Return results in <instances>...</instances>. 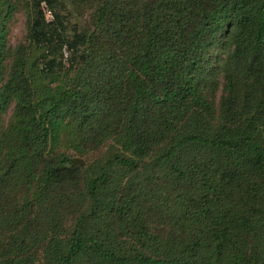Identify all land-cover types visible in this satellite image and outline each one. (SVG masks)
Here are the masks:
<instances>
[{
  "label": "trees",
  "instance_id": "obj_1",
  "mask_svg": "<svg viewBox=\"0 0 264 264\" xmlns=\"http://www.w3.org/2000/svg\"><path fill=\"white\" fill-rule=\"evenodd\" d=\"M0 264H264V0H0Z\"/></svg>",
  "mask_w": 264,
  "mask_h": 264
},
{
  "label": "rangeland",
  "instance_id": "obj_2",
  "mask_svg": "<svg viewBox=\"0 0 264 264\" xmlns=\"http://www.w3.org/2000/svg\"><path fill=\"white\" fill-rule=\"evenodd\" d=\"M86 18V16H83ZM75 20H72V23ZM7 35H6V43L9 47H15L20 42L24 40L25 36V11L22 7H19L10 17L6 25ZM66 56V53L64 52ZM9 115V113H8ZM73 158H80V156L72 155Z\"/></svg>",
  "mask_w": 264,
  "mask_h": 264
},
{
  "label": "built area",
  "instance_id": "obj_3",
  "mask_svg": "<svg viewBox=\"0 0 264 264\" xmlns=\"http://www.w3.org/2000/svg\"><path fill=\"white\" fill-rule=\"evenodd\" d=\"M41 10H42V13L44 15V18L47 21L53 20V15H52L51 11L49 10V8L47 7V5L45 3L41 4Z\"/></svg>",
  "mask_w": 264,
  "mask_h": 264
},
{
  "label": "water",
  "instance_id": "obj_4",
  "mask_svg": "<svg viewBox=\"0 0 264 264\" xmlns=\"http://www.w3.org/2000/svg\"><path fill=\"white\" fill-rule=\"evenodd\" d=\"M72 164L73 165H76V164H79V165H84V162L81 160V159H78V158H74L72 159Z\"/></svg>",
  "mask_w": 264,
  "mask_h": 264
}]
</instances>
